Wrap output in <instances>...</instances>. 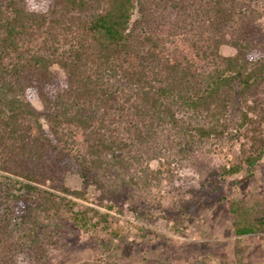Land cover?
I'll return each instance as SVG.
<instances>
[{
	"label": "trees",
	"instance_id": "16d2710c",
	"mask_svg": "<svg viewBox=\"0 0 264 264\" xmlns=\"http://www.w3.org/2000/svg\"><path fill=\"white\" fill-rule=\"evenodd\" d=\"M50 1L28 12L25 0H0V184L33 202L21 211L25 200L11 194L27 245L60 220L99 227L53 192L84 198L62 185L65 170L114 198L160 187L149 162L166 131L188 145L234 129L253 153L243 147L221 177L264 153V0ZM229 212L235 236L264 232L263 209L233 202Z\"/></svg>",
	"mask_w": 264,
	"mask_h": 264
},
{
	"label": "rangeland",
	"instance_id": "374dc122",
	"mask_svg": "<svg viewBox=\"0 0 264 264\" xmlns=\"http://www.w3.org/2000/svg\"><path fill=\"white\" fill-rule=\"evenodd\" d=\"M35 3L40 5L41 0ZM44 3L48 7L51 1ZM220 53L228 57L235 50L224 44ZM27 98L46 130L36 93ZM160 137V155L149 165L159 170L161 185L150 193L122 191V196L119 192L104 198L94 179L65 170L62 185L83 191L84 198L53 192L76 202L75 212L87 209L86 217L99 223L95 231L83 232L60 220L57 227H45L37 246L27 245L10 215L11 194L25 200L21 211L33 202L11 182L1 183L0 264H16L18 256L21 264H264V232L235 236L229 212L233 202L264 211V153L251 169L244 166L237 175L221 177V168L235 164L243 147L251 151L234 129L218 142L186 145L170 131ZM188 169L194 175H186ZM94 210L106 216L105 222H98Z\"/></svg>",
	"mask_w": 264,
	"mask_h": 264
},
{
	"label": "clouds",
	"instance_id": "9594fccd",
	"mask_svg": "<svg viewBox=\"0 0 264 264\" xmlns=\"http://www.w3.org/2000/svg\"><path fill=\"white\" fill-rule=\"evenodd\" d=\"M25 6H26V10L28 12H35V11H38L39 9H41V8L44 11H47V6L44 3V0H41V4L40 5H37L35 3V0H25ZM185 174L186 175H194V173H192L190 169L185 170ZM21 259L22 258L20 256H18L16 258V264H21ZM24 264H27V262L25 261Z\"/></svg>",
	"mask_w": 264,
	"mask_h": 264
}]
</instances>
